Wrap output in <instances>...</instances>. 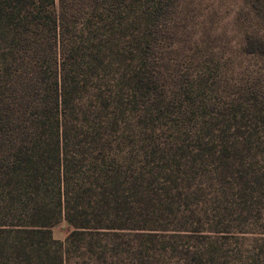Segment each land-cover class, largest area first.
I'll list each match as a JSON object with an SVG mask.
<instances>
[{
    "label": "trees",
    "instance_id": "trees-1",
    "mask_svg": "<svg viewBox=\"0 0 264 264\" xmlns=\"http://www.w3.org/2000/svg\"><path fill=\"white\" fill-rule=\"evenodd\" d=\"M176 3L0 0V264H264V38L174 61Z\"/></svg>",
    "mask_w": 264,
    "mask_h": 264
},
{
    "label": "rangeland",
    "instance_id": "rangeland-1",
    "mask_svg": "<svg viewBox=\"0 0 264 264\" xmlns=\"http://www.w3.org/2000/svg\"><path fill=\"white\" fill-rule=\"evenodd\" d=\"M175 6L170 30L178 42L174 61L203 66L238 63L245 35L264 38V0H177ZM70 230L60 220L52 237L62 241Z\"/></svg>",
    "mask_w": 264,
    "mask_h": 264
}]
</instances>
